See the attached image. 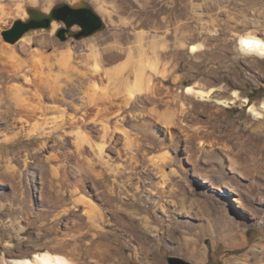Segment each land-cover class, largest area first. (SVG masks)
<instances>
[{
	"label": "rangeland",
	"instance_id": "rangeland-1",
	"mask_svg": "<svg viewBox=\"0 0 264 264\" xmlns=\"http://www.w3.org/2000/svg\"><path fill=\"white\" fill-rule=\"evenodd\" d=\"M84 2L102 18L105 30L79 40L67 35L62 41L57 33L65 25L60 23L52 34L53 44L49 47L39 45V40L50 34L51 28L32 30L24 36L33 35V52L52 56L58 43L72 42L77 46L94 37H100L98 44L105 47L116 41V35H121L122 45L128 46L136 34L143 33L148 40L157 37L166 41L168 49L165 53L169 58L167 87L186 90V87L197 84L203 88L207 86L205 89L219 88L214 92L215 99H228L238 91L248 102L224 107L213 100L208 103H212L209 105L214 109L201 108L202 114L205 112L203 121L214 122L215 138L222 141L216 140L219 143L217 152L212 154L211 185L191 173L189 168L193 162L189 159L190 164L185 159L189 141L184 142L186 138L172 123L179 110H168L169 105L163 101H160L158 111H152V116L157 112L154 115L159 118L142 115L136 120L138 127L126 126L131 135L134 134L130 137L131 145H124L123 134H117L119 141L107 151L108 165L97 156L93 158L91 152L87 153L93 158L94 172L85 167V172L76 168L77 174L68 173V169L75 165V146L72 138L61 142L59 137L64 135L63 132L54 133V137L48 139L30 138L26 133L32 129L33 120L29 117L23 115L16 117L15 122L9 121L7 124L11 123L12 127L0 121V145L11 144L8 148L0 146V258L10 260L6 253L8 249L30 252L32 257L36 247L45 241L37 239L40 232L46 235L44 231L53 227L51 236L64 237L62 234L75 232L73 230L82 224L86 225V233L84 231L81 241L78 240L83 255L76 260L77 264H264V150L260 153L254 145L264 144L261 136L264 118L257 120L249 111L252 104L264 100V59L246 57L237 50L239 36L254 32L253 18L260 20L262 27L256 32L264 38V0H101V11L96 0H55L50 10L59 3L78 6ZM29 9L44 12L42 3H29L24 19L22 15L6 16L7 21L0 29V44L8 45L3 32L11 29L16 21L28 19ZM71 30L77 32L81 29L73 26ZM109 37L112 38L106 39ZM103 39L106 40L102 42ZM200 44L201 53H192V46ZM80 49L86 50V47ZM78 95L68 97V102L81 104L82 94ZM206 111L211 115L209 118ZM113 115L110 114L116 117ZM150 119L152 126L147 123ZM161 119L171 125L165 126ZM42 128L47 132L50 130L45 122ZM93 133L94 140L99 141L100 135ZM133 146L137 156L130 159L134 157L131 153ZM122 156H127L128 160ZM118 159L124 164L121 168L126 166L125 169L121 170L120 162L114 161ZM247 165L253 168L259 165L260 170L245 174L242 167L245 169ZM223 181L235 193L222 186ZM80 193L90 195L89 200H93L97 207L100 218L94 229L86 222L88 207L73 204ZM13 195L17 198L14 196V199ZM52 197H59L56 204H52ZM235 199L241 200L246 209L238 207ZM67 203L71 210L61 220L50 217L46 219L49 223L46 226L45 220L40 221L38 215L41 212L57 207L58 212ZM33 219L35 224L28 226L29 220Z\"/></svg>",
	"mask_w": 264,
	"mask_h": 264
},
{
	"label": "bare ground",
	"instance_id": "bare-ground-1",
	"mask_svg": "<svg viewBox=\"0 0 264 264\" xmlns=\"http://www.w3.org/2000/svg\"><path fill=\"white\" fill-rule=\"evenodd\" d=\"M7 1H9L8 4L5 3ZM54 1L55 0H0V29H2L3 24L7 21L6 16L13 17L15 15H22L21 17L24 19L26 16L25 8L27 4L30 3L33 5H37L39 3H42L44 13H48ZM96 2L97 6H99V10L101 11L103 3L101 2V0H96ZM111 21L113 22V20ZM251 23L254 32L245 33L239 36L237 50L246 57H257L260 59H264V38L259 36L256 32L258 28L262 27L260 24V20L258 21L257 19L253 18L251 20ZM60 26L61 24L59 22L53 21L50 34H45L44 36H42L41 40H39V45H41L42 47H49L50 45H52V34H54ZM214 33H216V31L213 32V34ZM116 36L117 37H114L116 38V41L105 47H101L98 44L100 37H94L93 39L89 38L90 40H85V42L82 43L80 42L77 44V46H73L72 42L58 43L55 45V54H53L52 56L44 55V52L40 51L33 52V35L24 36L14 44H0V121L7 124L9 121L15 122L16 117L25 115L29 117L30 120H33L32 129L26 133L30 138L47 137L48 139L49 137H54V133L58 132L64 133L63 136L59 137L61 142H65L66 140L68 142L69 139L72 138V143L75 146L74 153L76 161L75 165L71 166L68 169V173L72 172L74 174H77L78 172L75 170L76 168L81 169V171L83 170V172H85V167L92 168L93 170L94 166L92 165L94 162L93 158H95V156H97L99 160H104L105 164L109 163L110 161L108 158V152L110 149H113L111 148L112 145L117 142L118 139L116 136L118 133L123 134L120 135L123 136V140L125 142L124 145H131L132 141L130 137L134 134L131 135L132 133L128 131L129 129H126L128 128L126 126L128 124H131V127L133 128L138 127L139 125L136 121L137 118H140L142 115L152 116V111H158L157 109L160 105V101H163L166 102L167 105H169L168 110H179L176 119L173 116L174 119H172L174 121L172 123L174 124V126H178L177 129H179L184 138H186V140L184 139V142L189 141L188 145H186L187 143L185 142V150H187L185 159H187L188 163H190L188 161L189 159L193 162L192 164L190 163L191 167L189 168L191 170V173L201 179L203 183L211 185L213 183V175L211 173L213 162L212 154H214V152H217L216 145H218L220 142L222 143V141H218L215 138L216 129L212 125L214 122L211 123L210 120L203 121V114L205 112L202 114L201 108L205 110L212 108L210 107L212 103L210 104L208 102H212L213 100L219 105H224V107H232V105H235L238 102H241L243 105H245L247 104L248 99L243 98L238 91H234L228 99H215L214 92L219 88L217 89L211 87L210 89H205L207 86L204 84V82L203 84L206 86L205 88L202 87V84V86L195 84L193 86L186 87V90H180L181 88L173 90L171 89L172 87L169 88L165 84V81L168 77L166 74V65L168 64L169 58L166 57L165 52L168 49V46L165 44L166 41L164 39L152 37L151 40H148L149 37H147L146 34L138 33L135 35L134 41L131 42L128 40L129 42H131V44L125 46L121 43V35ZM111 38L109 37L106 39L110 40ZM106 39H103L102 42ZM244 41H250L251 43L249 45H246ZM82 46H85L86 50L80 49ZM201 48V44L193 45L191 51L192 53H196L200 51ZM211 73L213 74L212 71ZM75 94H77V96H79L78 94H82V97L80 96V100H82V103L79 105H77L78 103L74 105L75 103L73 104L68 102V97L74 96ZM72 101L74 102V99ZM249 111L253 114L255 119H263L264 100L259 104H252ZM111 113H114L113 116L116 117H111ZM154 114H157V112ZM154 114L153 116H157ZM206 115H209L207 118L211 116L208 113ZM129 116L132 118L131 121L129 120ZM88 117H91V119L88 120ZM151 121V119L147 120V123L149 122L152 126ZM44 122L50 127V130L48 132L47 129L42 128ZM162 122H164L163 124L165 126L171 125V122ZM7 125H10V127H12L11 123ZM149 129L150 128H148V130ZM93 132H96L100 135L99 141L94 140L95 137L93 136V134L95 133ZM261 133V136L264 137V131ZM216 140L219 142L218 144ZM254 145L257 148L258 152H263L264 144L260 145L255 143ZM0 146L8 148L11 146V144L6 143L5 145L1 144ZM132 149H134L131 152L133 154L135 152L134 146ZM88 152L92 153L93 158L92 156H88ZM134 155L137 156L135 153L133 154V156ZM135 156L130 159H135ZM126 157L123 158L122 156V159L125 160ZM138 157H136V159ZM119 159L114 161H117L119 163ZM179 161L182 162V159H180ZM120 165L121 170L125 169L126 166L121 168L124 165L122 162H120ZM239 167H241L240 164ZM89 168L87 170L90 171ZM242 169L244 170L243 172L245 174L250 175L253 172H257L258 170H260V167L259 165H256L253 168L247 165L245 169L244 167H242ZM213 170H215V168ZM94 171L95 170H93V172ZM217 171L218 170H216V172ZM53 174L55 175V173ZM57 176L58 175H56V178ZM226 184L227 182L223 181L221 185L230 189L229 191L231 192L235 191L232 187L230 188V186L228 187ZM75 190L78 189L75 188ZM80 194L81 195L79 196V198L76 197V199L74 200L75 202H72L75 206L86 205L85 209L88 207L87 209H89V217L88 221L86 222H88L92 229H94V227L96 228V226L99 224L98 222L100 218L97 214V207L92 202L93 200H89L88 196L90 195H85L84 193ZM14 196L15 195H13V197ZM111 196L115 198L113 195ZM15 197L17 198V196ZM58 200L59 197H52L51 202L52 204H56V201ZM235 201L238 203V207H241L244 210L246 209L241 200L235 199ZM68 203L64 204L63 208L61 210L59 209L60 211L58 210V212L56 211L58 207L56 210L48 209L46 212H41V214L38 215L40 221L42 222L45 220L46 222V219L50 217H53L52 220L54 218L55 220H61L62 217H64V215L70 209L69 207H71L68 205ZM27 207L29 206L27 205ZM34 212L35 211H33V214ZM78 218L81 217L79 216ZM115 218H117L118 221V217ZM120 219L121 218H119V220ZM244 221H246L245 217ZM33 224H35L34 219L29 220L28 226H31ZM48 224L49 223L47 222L44 223L45 226ZM85 226L86 225L83 226L82 224L78 225V227H76V230H73L75 232L62 234L63 236L65 235L64 237L51 236V230H53V227H48L47 230L44 231V234L46 235H41L42 232H40L37 237L39 241L43 239H45V241L42 245L36 247L34 256L31 257L29 254L30 252L28 253L22 250L14 251L12 249H8L6 253L10 260L1 257L0 264H77L76 260L81 258V256L83 255V249L81 250L79 242L81 241L80 238L84 236ZM207 227L209 228L210 226ZM71 228L72 227L70 226L69 229ZM75 233L78 234L76 235ZM78 240L80 241L78 242Z\"/></svg>",
	"mask_w": 264,
	"mask_h": 264
},
{
	"label": "water",
	"instance_id": "water-1",
	"mask_svg": "<svg viewBox=\"0 0 264 264\" xmlns=\"http://www.w3.org/2000/svg\"><path fill=\"white\" fill-rule=\"evenodd\" d=\"M28 13V19L16 21L11 29L3 32L5 41L15 43L32 30L50 29L53 21L65 25V28H62L57 33V37L62 41L66 40L67 35L79 40L106 29V25L102 18L96 13L94 8L86 2L78 6H73L68 3H59L48 13L36 9H29ZM73 26H79L81 30L73 32L71 30ZM181 264L190 263L181 262Z\"/></svg>",
	"mask_w": 264,
	"mask_h": 264
},
{
	"label": "snow or ice",
	"instance_id": "snow-or-ice-1",
	"mask_svg": "<svg viewBox=\"0 0 264 264\" xmlns=\"http://www.w3.org/2000/svg\"><path fill=\"white\" fill-rule=\"evenodd\" d=\"M244 43H245L246 45H249L251 42H250V41H244Z\"/></svg>",
	"mask_w": 264,
	"mask_h": 264
}]
</instances>
